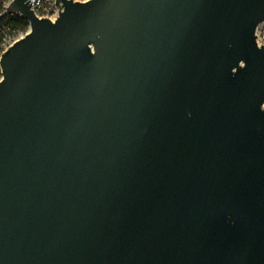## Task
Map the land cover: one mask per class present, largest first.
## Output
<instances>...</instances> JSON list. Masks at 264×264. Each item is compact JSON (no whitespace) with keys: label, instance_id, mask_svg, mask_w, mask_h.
<instances>
[{"label":"water","instance_id":"water-1","mask_svg":"<svg viewBox=\"0 0 264 264\" xmlns=\"http://www.w3.org/2000/svg\"><path fill=\"white\" fill-rule=\"evenodd\" d=\"M0 59V264H264V0H55Z\"/></svg>","mask_w":264,"mask_h":264},{"label":"built area","instance_id":"built-area-1","mask_svg":"<svg viewBox=\"0 0 264 264\" xmlns=\"http://www.w3.org/2000/svg\"><path fill=\"white\" fill-rule=\"evenodd\" d=\"M12 0H0V59L3 52L11 45L18 36L15 35L17 28H13L9 21L22 16L19 11L9 10V3ZM30 8L39 17H47L54 20L62 7L56 5L55 0H30ZM84 1V0H73ZM1 78V67H0Z\"/></svg>","mask_w":264,"mask_h":264},{"label":"rangeland","instance_id":"rangeland-1","mask_svg":"<svg viewBox=\"0 0 264 264\" xmlns=\"http://www.w3.org/2000/svg\"><path fill=\"white\" fill-rule=\"evenodd\" d=\"M14 33L16 36L19 37L22 34H24L25 31L17 29ZM255 35H256V40L259 44L264 41V20L258 22L256 29H255Z\"/></svg>","mask_w":264,"mask_h":264},{"label":"trees","instance_id":"trees-1","mask_svg":"<svg viewBox=\"0 0 264 264\" xmlns=\"http://www.w3.org/2000/svg\"><path fill=\"white\" fill-rule=\"evenodd\" d=\"M9 23L12 27L26 31L28 28V21L23 16H18L16 19L12 18Z\"/></svg>","mask_w":264,"mask_h":264},{"label":"bare ground","instance_id":"bare-ground-1","mask_svg":"<svg viewBox=\"0 0 264 264\" xmlns=\"http://www.w3.org/2000/svg\"><path fill=\"white\" fill-rule=\"evenodd\" d=\"M264 105V104H263Z\"/></svg>","mask_w":264,"mask_h":264}]
</instances>
